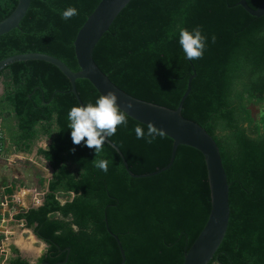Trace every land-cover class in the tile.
Listing matches in <instances>:
<instances>
[{
    "label": "trees",
    "instance_id": "trees-1",
    "mask_svg": "<svg viewBox=\"0 0 264 264\" xmlns=\"http://www.w3.org/2000/svg\"><path fill=\"white\" fill-rule=\"evenodd\" d=\"M18 2L0 0V21ZM100 2L32 0L19 27L0 36V61L40 52L79 71L74 42ZM239 2L131 0L94 49L96 63L118 87L169 108L178 107L193 77L182 114L216 140L230 185L228 230L209 264H264V113L255 120L249 108L264 102V15H251ZM247 2L257 9L264 0ZM68 7L79 14L66 21L60 13ZM196 26L208 37L207 47L202 59L190 61L179 45V32ZM0 77L5 78L4 109L18 122L17 147L31 149L41 134L55 137L53 150L46 152L55 172L45 202L15 217L52 244L49 261L120 264L116 234L124 264H184L211 211L203 153L179 145L168 169L134 177L107 141L97 156L85 142L73 144L68 112L95 104L101 95L89 80L76 81L79 101L68 77L43 60L12 63ZM136 126L147 133V125L128 116L127 127L119 126L108 139L135 174L166 167L173 139L164 134L149 144L137 139ZM101 159L108 161L107 173L93 163ZM68 162L78 165L79 175ZM14 186L7 187V195H13ZM72 192L74 197L63 204L59 195ZM9 264L28 262L16 257Z\"/></svg>",
    "mask_w": 264,
    "mask_h": 264
},
{
    "label": "water",
    "instance_id": "water-1",
    "mask_svg": "<svg viewBox=\"0 0 264 264\" xmlns=\"http://www.w3.org/2000/svg\"><path fill=\"white\" fill-rule=\"evenodd\" d=\"M32 0H19L17 7L6 19L0 21V36L9 31L18 28L21 21L27 14ZM131 0H101L93 13L88 16L86 22L77 34L74 42L75 52L80 67L79 71H73L59 58L40 52L22 53L9 56L0 61V71L6 66L27 60H43L57 66L70 80L72 91L77 94V79L89 80L97 90L102 94L113 91L119 97L118 104L122 110H125L131 118L140 123L154 126L164 131V134L173 139V149L170 163L153 173L138 175L133 173L124 157L122 151L109 139L106 141L111 144L122 156L125 167L130 175L134 177H147L156 175L168 169L174 162L179 145H187L203 153L207 165L208 178L211 190V211L209 218L200 232L199 236L185 254L184 264H209L215 253L223 242L231 216L230 207V185L226 170L223 165V159L220 147L213 136L199 123L183 116L182 110L185 100L191 92V77L188 88L183 95L176 109L159 105L153 102L137 98L118 87L109 77L100 69L94 59V49L102 36L109 30L110 26L120 14V12L130 3ZM240 5L251 15L261 17L264 15V2L257 8H252L247 0H240ZM131 101L134 108L129 110L126 103ZM43 204H35L37 208ZM8 221L4 222L7 225ZM34 232V235L39 236ZM117 239L122 253V263L126 261L125 250L122 247L119 237Z\"/></svg>",
    "mask_w": 264,
    "mask_h": 264
},
{
    "label": "clouds",
    "instance_id": "clouds-1",
    "mask_svg": "<svg viewBox=\"0 0 264 264\" xmlns=\"http://www.w3.org/2000/svg\"><path fill=\"white\" fill-rule=\"evenodd\" d=\"M78 14L75 7H68L60 13L61 18L66 21ZM207 39L208 37L202 34V26H196L191 31L181 29L179 32V45L190 61L203 58ZM216 40L217 37L213 34L211 42L215 43ZM118 99L115 92L108 91L106 94L100 95L95 104L88 103L86 106L72 107L67 118L70 122L68 128L71 129L73 144L80 145L81 142H85L88 148L95 150L96 156L102 152L105 141L115 135L117 128L121 125L124 127L128 125V113L120 108ZM126 108L129 110L134 108L131 101L126 103ZM134 131L137 139H144L149 144L157 136L161 138L164 136V131L157 129L152 123H149L147 133L140 126H136ZM46 146L48 148L47 141ZM93 163L95 167L107 173V160H93Z\"/></svg>",
    "mask_w": 264,
    "mask_h": 264
},
{
    "label": "rangeland",
    "instance_id": "rangeland-1",
    "mask_svg": "<svg viewBox=\"0 0 264 264\" xmlns=\"http://www.w3.org/2000/svg\"><path fill=\"white\" fill-rule=\"evenodd\" d=\"M249 108L251 109L252 116L255 120H259L262 114L264 113V102L255 104L251 103L249 105ZM44 144V141L42 142ZM22 154V153H20ZM23 157H14L12 159V167H9L12 169L8 168V166H4L1 168L0 166V181L2 180V176L5 175L6 173H9L8 175H16V178H13V184L15 185L14 188V194L16 195V191L19 189L18 194H23V190L21 191V188H24L26 186L27 188L30 187L31 192L25 190V197L28 195H32V190L36 188V193L37 194H44L47 191V182L44 181L42 183L40 181L41 175L44 174V177H48V169L46 170L44 168V165L41 164L39 161L34 160L33 155L24 153L22 154ZM27 159V160H26ZM34 161V163L32 162ZM1 164V161H0ZM25 174V175H23ZM47 179V178H46ZM5 181V180H2ZM10 180H6V182L3 185H9ZM3 183V182H1ZM1 189V188H0ZM5 197V195L1 197L0 203ZM72 197H74V193L72 194ZM59 198L62 200L63 204L65 203V199L67 198L66 195H59ZM15 206H17V209H22L24 204L21 203V200H18L15 198V202H13ZM10 204L12 202H9L8 205L10 207ZM3 207V206H2ZM17 223L18 221L15 220L14 222V227L15 229L10 233L7 234V236L4 237L5 241V246H16L18 250L23 254L25 257H30L32 259H37L41 255V252L44 250L46 247V243L43 242L40 238H37L34 235V230L31 228H28L24 226V228L19 226ZM35 238V240H32V238Z\"/></svg>",
    "mask_w": 264,
    "mask_h": 264
},
{
    "label": "crops",
    "instance_id": "crops-1",
    "mask_svg": "<svg viewBox=\"0 0 264 264\" xmlns=\"http://www.w3.org/2000/svg\"><path fill=\"white\" fill-rule=\"evenodd\" d=\"M12 119H14V117H11ZM12 119L8 120V116H6L5 114L2 113V115H0V129L4 132L5 134V140H4V150L3 153L0 155V161H1V168L4 166H8L11 167L13 169V165H12V159L14 157H23L22 154L23 152H21V149H19L17 147V138H16V133H18V129L17 128H13L11 129L9 126V122ZM15 120L17 121V119L15 118ZM15 121V122H16ZM14 122V123H15ZM46 143H44L45 145ZM22 153V154H20ZM35 156V154H33V157ZM37 158H34V160ZM27 160V159H26ZM10 169V171H12V169ZM9 173H6L5 175L2 176V180L5 181H0V199L2 197V195L5 197H3L2 201H6V202H12V204L9 205H5L2 207L1 203H0V264H9V261L12 258H16V255H18V248L14 245V246H5V241H4V237L7 236V234H10L14 229V222L15 220L18 221L19 223H17L19 226H21V228L24 226L28 227L26 224V221L24 219L22 220H18L16 219V215L20 212H26L32 208H34L33 206L35 204H39L41 203V194H37L36 193V188L35 191L34 189L32 190V195H28L27 197H25V190L28 191V194L30 187H26L24 186V188H21V191L23 190V194H18L19 193V189L16 191V195L13 193L12 196H9L6 194V189L7 187L14 185L12 182L13 178H16V175H8ZM25 175V174H23ZM6 180H10V182L8 181L7 183H10L9 185H3ZM3 182V183H1ZM15 188V186H14ZM48 190V187H47ZM15 198L18 200H21V203L24 204L22 209H17V206H15V204L13 202H15ZM42 204H40L41 206ZM39 207V206H38ZM37 207V208H38ZM8 221L7 225H4V222ZM31 228V227H28ZM33 229V228H31Z\"/></svg>",
    "mask_w": 264,
    "mask_h": 264
},
{
    "label": "flooded vegetation",
    "instance_id": "flooded-vegetation-1",
    "mask_svg": "<svg viewBox=\"0 0 264 264\" xmlns=\"http://www.w3.org/2000/svg\"><path fill=\"white\" fill-rule=\"evenodd\" d=\"M4 83H5V78L4 77H0V112L4 113L6 116L12 117V116H14L13 113L9 112V110H5L4 109V106H5L4 97L6 95V90H5ZM8 120H10V119H8ZM15 121H16L15 119H12L11 121H8L9 122V126H10L11 129H13V128H17L18 129V126H17L18 122L17 121L15 122ZM53 137H54L53 135L51 137L49 135L41 134L37 138H35L34 144L31 147V149H29V148H27V149H23L22 148L21 149V152L28 153V154H31V155L35 154L34 158H37L35 160L39 161L41 164H43L44 168L46 170L48 169V177H46V176L44 177V174H43V175H41V178H40V181L42 183H44V181L47 182V186H49V182L53 178V175H54V172H55L54 167L52 166L51 162L48 160L47 155H46V152H51L53 150V146H52L53 145ZM43 141H44V143H46V141H47L48 148H47L46 144L45 145L42 144ZM16 144H17V142H16ZM32 162L34 163V161H32ZM68 165L70 166V170H71L72 173H74L75 175H79L80 174L78 165H76L74 163H71V162H68ZM47 193H48V190L43 195L41 194V198L43 199V203L45 202V198H46ZM72 194H73V192L70 193V194H64L67 197L65 199V203L73 198ZM60 201L62 202L61 199H60ZM41 240L46 243L45 244L46 247L41 252V255L39 257H37V259H32L31 260L30 257L23 256V254H21V252L19 250H18V255H16V257H20V258L26 260L28 262V264H56L54 262L49 261L50 258H51L50 254L53 252V249L51 247L52 244L50 242L44 240V239H41Z\"/></svg>",
    "mask_w": 264,
    "mask_h": 264
},
{
    "label": "built area",
    "instance_id": "built-area-1",
    "mask_svg": "<svg viewBox=\"0 0 264 264\" xmlns=\"http://www.w3.org/2000/svg\"><path fill=\"white\" fill-rule=\"evenodd\" d=\"M4 140H5V134L0 129V155L3 153V150H4ZM1 205L2 206L8 205V202L2 201Z\"/></svg>",
    "mask_w": 264,
    "mask_h": 264
},
{
    "label": "bare ground",
    "instance_id": "bare-ground-1",
    "mask_svg": "<svg viewBox=\"0 0 264 264\" xmlns=\"http://www.w3.org/2000/svg\"><path fill=\"white\" fill-rule=\"evenodd\" d=\"M32 240H35V238L33 237Z\"/></svg>",
    "mask_w": 264,
    "mask_h": 264
}]
</instances>
